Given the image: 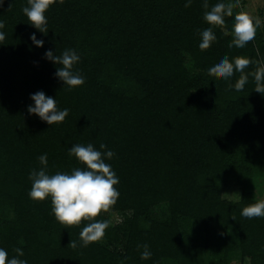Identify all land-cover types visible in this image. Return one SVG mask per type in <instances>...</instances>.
I'll use <instances>...</instances> for the list:
<instances>
[{
	"label": "trees",
	"instance_id": "trees-1",
	"mask_svg": "<svg viewBox=\"0 0 264 264\" xmlns=\"http://www.w3.org/2000/svg\"><path fill=\"white\" fill-rule=\"evenodd\" d=\"M206 2L212 0H192L189 7L186 0H54L43 34L28 24L27 0H3L0 247L9 258L22 248L28 264H228L236 248L247 264H264V218L241 215L256 202L244 192L239 201L223 196L254 172L264 176V93L256 92L252 75L237 91L229 84L240 72L226 81L207 71L227 55L230 61L250 58L245 73L254 72L264 58V23L245 47H229L233 9L212 25V42L200 47V30L210 23L203 15ZM104 9L121 29L96 24ZM33 32L43 48L32 44ZM68 48L80 54L74 70L85 77L71 91L44 57L49 49L59 55ZM41 90L57 99L59 109H69L63 122L50 127L28 114L30 95ZM77 143L101 151L105 144L115 153L107 162L119 177L120 195L109 210L129 213L118 228L121 251L97 241L83 246L85 222L64 229L50 198H29V173L40 167L38 157L47 153L49 174L70 172L80 166L68 155ZM161 204L169 213L164 220L151 211ZM215 226L226 244L232 242L219 261L207 257ZM143 245L150 250L147 259L141 258Z\"/></svg>",
	"mask_w": 264,
	"mask_h": 264
},
{
	"label": "clouds",
	"instance_id": "clouds-1",
	"mask_svg": "<svg viewBox=\"0 0 264 264\" xmlns=\"http://www.w3.org/2000/svg\"><path fill=\"white\" fill-rule=\"evenodd\" d=\"M3 0H0V4ZM54 0H27L28 6L23 8V13L27 17L31 26L40 33H48L46 11ZM192 0H186L185 7H189ZM232 5L226 0H212L210 6H205L204 19L210 23L200 30L198 43L200 47L209 45L215 38L213 29L214 23L224 22V13H231ZM261 24L259 17H253L246 11L237 12L234 15L232 26L233 39L229 47L243 48L256 36V30ZM4 24L0 21V29ZM5 38V33L0 31V40ZM32 44L38 48L44 47V40L37 39L33 32L30 36ZM46 60L56 65L55 78L62 82L69 91L82 86L85 77L79 71L74 70L81 57L75 49H65L57 55L49 49L44 53ZM253 61L247 57H235L231 61L227 55L212 62L207 66V71L216 74L224 80H229L235 72H240V78L235 84H229V89L237 91L243 90L248 80V75H252L256 82V92L264 93V58L256 61L257 68L252 73H245V69ZM31 104L27 107L30 115L38 117L46 122L50 127L59 124L69 115V109H59L57 99L46 95L44 91H37L30 95ZM98 150L92 143L87 145L74 144L68 149L69 157H74L80 166L73 167L70 172L57 171L54 174L48 172V156L44 153L38 157L39 168H33L29 173V180L32 182L28 193L29 198L35 202L44 201L50 198L52 203V213L58 223L68 229L74 225L84 226L80 231V242L83 246H88L91 242L102 239L106 229L110 227L109 219H94L102 212H108L114 206L120 195L118 188L119 177L113 170L112 165L107 161L111 160L115 153L101 144ZM241 215L247 218H264V199L258 200L254 204H249L241 211ZM75 247L76 242L70 241ZM69 244V245H70ZM145 251L141 254L142 259H147L150 250L147 245H143ZM16 255L9 258V253L4 247H0V264H28L27 259H22L24 251L16 248Z\"/></svg>",
	"mask_w": 264,
	"mask_h": 264
},
{
	"label": "rangeland",
	"instance_id": "rangeland-1",
	"mask_svg": "<svg viewBox=\"0 0 264 264\" xmlns=\"http://www.w3.org/2000/svg\"><path fill=\"white\" fill-rule=\"evenodd\" d=\"M230 4L232 8L237 10V12L246 11L253 17H259L261 19L260 27L263 26L264 23V12L263 8V0H231ZM83 5L86 6V10L89 9L87 2H82ZM95 8V7H94ZM91 8V9H94ZM103 17L99 18V21L96 24L112 26L115 29H121V23H114L112 17L109 19V16H112L108 10H103L101 14ZM97 32V31H96ZM98 37L96 33L95 38ZM185 66L189 69H192V62L190 59H186ZM246 193L253 201L257 202L258 200L264 199V176L259 172H254L250 174L243 182V185H235L232 187L227 188L223 191V196L226 199H233L234 201H239L241 193ZM152 213L155 214L158 218L164 220L168 217V209L165 204H161L155 206L151 209ZM11 215V211H9L7 216ZM129 213L124 212H115L109 210L108 212H102L99 216L100 219H109L111 221L110 227L106 229L107 237H103L102 239L98 240L97 242L105 246L110 250L121 251L123 249V237L122 233L118 232V228H120L123 223L128 218ZM211 243H210V250L207 253V257L210 260L219 261V259L223 260V257L227 255L226 251L230 247V243L226 244L224 241V232L219 229L217 226L213 228V231L210 234ZM234 237V236H232ZM231 257V258H230ZM228 264H247L246 261H242L240 255L236 248L233 249V252L229 254Z\"/></svg>",
	"mask_w": 264,
	"mask_h": 264
}]
</instances>
